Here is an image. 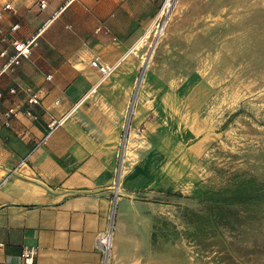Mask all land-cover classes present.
Here are the masks:
<instances>
[{
    "label": "crops",
    "instance_id": "1",
    "mask_svg": "<svg viewBox=\"0 0 264 264\" xmlns=\"http://www.w3.org/2000/svg\"><path fill=\"white\" fill-rule=\"evenodd\" d=\"M160 1L0 0V9L12 8L0 20V52L9 57L13 41L36 37L27 59L0 71V264H24L23 254L32 264H147L127 190L145 189V171L163 172L164 155L156 147L141 155L133 179L127 165L122 179V164L114 201L115 149L129 133L124 115L136 61L127 52ZM95 60L115 66L109 77L101 79ZM33 96L36 104L28 102ZM12 107L7 122L2 115ZM109 223L113 243L103 258L96 239Z\"/></svg>",
    "mask_w": 264,
    "mask_h": 264
},
{
    "label": "rangeland",
    "instance_id": "2",
    "mask_svg": "<svg viewBox=\"0 0 264 264\" xmlns=\"http://www.w3.org/2000/svg\"><path fill=\"white\" fill-rule=\"evenodd\" d=\"M154 16L129 53L115 149L114 187L122 164L123 179L141 155H164L163 172L127 190L146 262L264 264V0H171L162 33L146 35Z\"/></svg>",
    "mask_w": 264,
    "mask_h": 264
},
{
    "label": "built area",
    "instance_id": "3",
    "mask_svg": "<svg viewBox=\"0 0 264 264\" xmlns=\"http://www.w3.org/2000/svg\"><path fill=\"white\" fill-rule=\"evenodd\" d=\"M170 1L171 0H169V2ZM40 7L41 8L45 7L44 1H40ZM8 10H12L10 4H5L4 6H2V8L0 9V20L2 19L3 12L8 11ZM164 12H166V8L163 5V7L158 12V14L156 16H154L150 25L147 27V29L145 31L146 35H149L152 31L154 32L155 36L160 35L162 33V31L164 30L165 25H166V22L164 21ZM17 28H18V26L14 25L11 27V30L14 31ZM3 34H4L3 29L0 27V36H3ZM35 40H36V37L33 36V37L27 39L26 41H23V42L22 41H13L12 42V49H13L14 54L9 56V57L7 56L6 51H1L0 52V58H6V61L0 67V71H8V70L12 71L16 66L19 65L21 60L27 59L31 53V48L35 45ZM132 50L133 49L131 48L128 52L130 53V52H132ZM91 65L98 69L99 73L101 74L102 80L109 77L115 68V66H109V67L102 66L96 60L93 61L91 63ZM9 93L13 94L14 90L10 89ZM1 97H2V94L0 93V98ZM28 102L31 104H36L37 100L33 96V97H30L28 99ZM15 113H16L15 108L12 107V108L7 109L3 113L2 117L5 121L8 122L10 117L15 115ZM55 125H56V123H51L49 125V129L52 130ZM117 194H118V187H115L114 188V195H113L114 201H116L118 198ZM110 221L112 222V219ZM112 227H113L112 224L109 223L106 230L102 231L97 236V239H96L97 248L100 251V253L102 254L103 258L109 254V252L111 251V248H112V239H113L112 238V233H113ZM22 258H23L24 264H32L33 257L31 255L23 254Z\"/></svg>",
    "mask_w": 264,
    "mask_h": 264
},
{
    "label": "bare ground",
    "instance_id": "4",
    "mask_svg": "<svg viewBox=\"0 0 264 264\" xmlns=\"http://www.w3.org/2000/svg\"><path fill=\"white\" fill-rule=\"evenodd\" d=\"M170 6V2H169V0H167L166 2H165V4H164V7L166 8V10L168 9V7ZM141 38L137 41V44H136V46L137 45H139L140 43H141ZM127 54H129V52H127ZM168 93V92H167ZM176 100V99H175ZM176 102V101H175ZM176 105V104H175ZM112 243H113V239H112Z\"/></svg>",
    "mask_w": 264,
    "mask_h": 264
}]
</instances>
